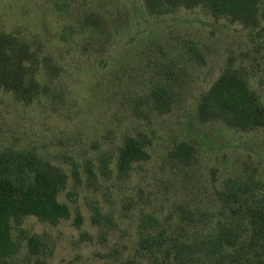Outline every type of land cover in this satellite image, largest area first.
I'll return each instance as SVG.
<instances>
[{
    "label": "rangeland",
    "instance_id": "1",
    "mask_svg": "<svg viewBox=\"0 0 264 264\" xmlns=\"http://www.w3.org/2000/svg\"><path fill=\"white\" fill-rule=\"evenodd\" d=\"M0 31L27 40L56 66L42 70L47 91L30 103L0 88V150H34L67 174L58 199L69 216L55 225L28 216L12 229L24 261L36 235L39 257L50 264L125 263L143 212L162 221L179 203L204 204L236 174L264 184V127L237 131L195 118L200 94L228 64L244 68L264 103V21L250 30L200 8L152 15L143 0H0ZM188 46L197 54L191 63ZM167 65L170 104L153 111L147 93ZM137 133L147 138L149 158L118 178L117 148ZM181 142L193 148L186 174L168 158ZM103 155L111 158L108 178L98 171ZM92 204L112 218L109 230L92 222Z\"/></svg>",
    "mask_w": 264,
    "mask_h": 264
},
{
    "label": "trees",
    "instance_id": "2",
    "mask_svg": "<svg viewBox=\"0 0 264 264\" xmlns=\"http://www.w3.org/2000/svg\"><path fill=\"white\" fill-rule=\"evenodd\" d=\"M152 15L174 12L178 8H200L205 14L226 18L246 29L256 30L264 21V0H143ZM191 63L196 52L188 46ZM43 69L55 70L49 58L41 56L30 43L11 33L0 31V88L24 103L43 95L47 83ZM172 70L167 65L156 72L154 87L146 103L158 112L170 104ZM135 111L136 108H135ZM195 118L200 124L219 123L237 131L264 127V103L252 88L250 77L242 66L226 65L213 84L200 94ZM148 141L141 133L125 136L117 148L114 165L118 178L130 175L134 164L149 158ZM186 142L175 144L168 158L172 166L186 174L193 158ZM110 157L99 158L98 171L111 175ZM88 181L97 174L86 166ZM78 178V172L74 171ZM67 174L47 157L34 150H0V264H50L39 257V240H27L30 263L19 257L20 244L12 235L13 227L28 216L57 224L69 216L66 203L58 199L66 187ZM91 220L100 228L113 226L111 217L100 206L91 205ZM81 217L76 213L75 224ZM264 264V184L251 177L232 175L213 188L206 202L179 203L171 215L160 221L143 212L137 222L134 254L121 264Z\"/></svg>",
    "mask_w": 264,
    "mask_h": 264
}]
</instances>
